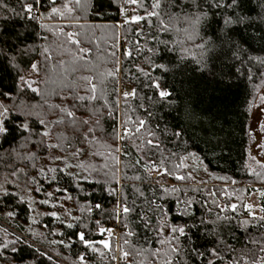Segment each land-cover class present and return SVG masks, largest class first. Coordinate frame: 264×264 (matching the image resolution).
Wrapping results in <instances>:
<instances>
[{
    "label": "trees",
    "instance_id": "16d2710c",
    "mask_svg": "<svg viewBox=\"0 0 264 264\" xmlns=\"http://www.w3.org/2000/svg\"><path fill=\"white\" fill-rule=\"evenodd\" d=\"M151 6L0 0V264H264L252 242L264 240V219L236 213L251 190L200 187L190 173L199 163L233 184L264 185V164L247 168L264 83V0H164L161 10L188 19L165 15L163 31L147 17ZM135 16L147 19L125 23ZM32 65L30 88L21 77ZM119 87L135 95L125 99ZM53 150L71 160L82 152L79 176ZM149 167L163 174L152 179ZM107 226L105 250L98 230Z\"/></svg>",
    "mask_w": 264,
    "mask_h": 264
},
{
    "label": "rangeland",
    "instance_id": "374dc122",
    "mask_svg": "<svg viewBox=\"0 0 264 264\" xmlns=\"http://www.w3.org/2000/svg\"><path fill=\"white\" fill-rule=\"evenodd\" d=\"M36 78V70H33V65L28 69V71L22 75L21 81L26 84L28 87L32 88L34 83V79ZM250 134H251V145H250V152L247 162V168L249 171H254L257 167H260L264 164V83L256 90L253 99V106L251 111V121H250ZM54 154H51L50 157H55L59 160V165L62 168L72 167L76 174H79L83 171L85 165V158L82 157L79 151H76L73 160L67 154H59L57 151L53 150ZM55 162V161H54ZM190 173L198 182V186L200 187H210L212 185L221 186L222 189H229L231 187H243L244 189H250L249 193H243L237 197L238 200L242 202V210H237L236 213L242 217H264V214L261 212V205H260V197L262 193H264V185L256 186L252 185L251 183L242 182L240 184H233V182L217 178L216 176L207 174L202 166L199 163H191L190 165ZM81 171V172H80ZM157 174H161V170L157 169L156 171L152 172V179ZM162 180V179H161ZM166 184L170 185V181L166 180ZM229 187V188H228ZM235 205V204H233ZM231 205L230 209H233ZM252 206L251 210H249L245 206ZM218 208H223V205L217 204ZM236 208V207H235ZM111 229V234L108 231L101 233V229ZM114 228L112 226L107 227H100L98 233L101 234L102 240L99 242L101 246H103L102 241H107L109 243L110 237H112V233ZM116 237V234H115ZM105 250L108 248H105Z\"/></svg>",
    "mask_w": 264,
    "mask_h": 264
},
{
    "label": "snow or ice",
    "instance_id": "6c2138e0",
    "mask_svg": "<svg viewBox=\"0 0 264 264\" xmlns=\"http://www.w3.org/2000/svg\"><path fill=\"white\" fill-rule=\"evenodd\" d=\"M37 2H38V0H37ZM53 2H54V0H53ZM127 2L130 3V4H138V3H140V0H127ZM163 2H164V0H152L151 10H149L147 12V17H157L160 20L159 30H162V31L163 30H167L168 24L163 19V17L165 15H168L169 16V22L175 21L177 19H188V17H183V18L179 17V14L178 13L169 14L166 10H161V5H162ZM76 3L77 4H80L81 3V0H76ZM141 6H143V5L141 4ZM25 10L28 11V12H31L33 9H32L31 6H27ZM53 11L55 12V9ZM147 17H144V16H135V17H132L131 20L125 19V23H129V22L139 23L141 20L147 19ZM198 21H199V17L197 16L196 17V20L193 21V23H196ZM153 27H156V25H153ZM68 35H69V39H71V34H68ZM189 38H191V37H189ZM72 42L73 43H76V41H72ZM198 46L199 47H202V45H198ZM81 51L82 52H85L86 50L81 49ZM125 55L128 56V55H130V53L126 52ZM33 70H36V65H33ZM110 75H111V73H110ZM83 79L88 84H91L92 83L91 78H89V77H83ZM154 86L157 87V88H159V85L158 84H156ZM90 90L93 93V98H95V92H96L95 85H92V87H91ZM34 91H35V89H34ZM130 95L134 96L135 95V91H133L131 93L125 92L124 93L125 99H127L128 96H130ZM159 95L161 96V98H163V97H166V96L170 95V93L167 92V91L161 90L160 93H159ZM79 99L80 100H84L86 98L85 97H80ZM0 109H3L2 111H0V115H5L7 113V109L6 108H3V105H0ZM61 111L62 112H66V114H67V116L69 118H72L73 117V113L71 111H68L67 109H61ZM42 123H43V121H42ZM55 123H63V121L62 120H58V121H55ZM144 124H145V121L143 119L139 120V125L136 127L135 131L137 133L140 132L141 129L144 127ZM25 128H27V126H25ZM4 131H5V129L2 126H0V133H3ZM43 135L44 136H47L48 133L45 132V133H43ZM128 135H129L128 130H125V132L123 133V136H128ZM149 135H151V133H149ZM143 143L147 144L148 146L155 147L157 149L159 148V144L158 143H154L153 139H147V140L143 141ZM51 147H55V145H51ZM153 170H156V169L155 168H152V167H149V171H153ZM161 174H163V173H161ZM176 178L177 179H184V177H182V176H177ZM262 195H264V193H262ZM97 207H99V205H97ZM235 207H236L235 205L232 206L233 210H235ZM245 207H247L249 210H251V207L252 206L248 205V206H245ZM123 211L125 213H127L130 210H129V208L124 207ZM261 211H264V209H261ZM253 218L255 219V217H253ZM260 219H264V217H261ZM165 226H167V225L165 224ZM105 231H108L109 234H111V229H107V230H105L103 228L101 229V233H103ZM171 231H172V233H177L178 232L180 236H184L185 235V229L183 227H172L171 228ZM79 238H80L81 241H84L83 234H81ZM168 239L169 240L175 239L177 241V244L179 243L177 237H168ZM84 242L86 244L90 243L88 241H84ZM125 242H127V241H125ZM252 242L253 243L260 244L261 245L260 251L261 252H264V240L254 239ZM101 243H103V246L105 248H110V244L107 241H102ZM162 243H163V241H162ZM172 251L173 252H176L177 251V247L174 246L172 248ZM194 251H195V249H194ZM197 254L198 255H202L201 253H197ZM212 254L213 255H217V253L215 252V250H213V253ZM123 255L126 258L129 255V253L124 252ZM260 259H261V262H264V257H261ZM167 264H171V261H168ZM209 264H212V261H209ZM251 264H257V261L253 260L251 262Z\"/></svg>",
    "mask_w": 264,
    "mask_h": 264
},
{
    "label": "built area",
    "instance_id": "2783aa9c",
    "mask_svg": "<svg viewBox=\"0 0 264 264\" xmlns=\"http://www.w3.org/2000/svg\"><path fill=\"white\" fill-rule=\"evenodd\" d=\"M117 30L120 31V28L122 27L123 25V21H122V18H121V14L118 13L117 15V21L114 23ZM118 46H119V49L121 51H126L127 50V44H126V41L125 39H123L122 37H119L118 38ZM119 93H125V90L123 87H119Z\"/></svg>",
    "mask_w": 264,
    "mask_h": 264
},
{
    "label": "bare ground",
    "instance_id": "6f19581e",
    "mask_svg": "<svg viewBox=\"0 0 264 264\" xmlns=\"http://www.w3.org/2000/svg\"><path fill=\"white\" fill-rule=\"evenodd\" d=\"M121 14V13H120Z\"/></svg>",
    "mask_w": 264,
    "mask_h": 264
}]
</instances>
